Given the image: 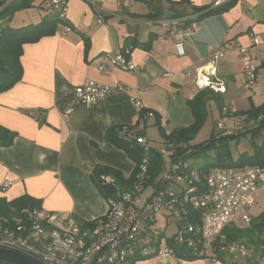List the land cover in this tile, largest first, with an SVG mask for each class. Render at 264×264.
Here are the masks:
<instances>
[{
    "label": "crops",
    "instance_id": "1",
    "mask_svg": "<svg viewBox=\"0 0 264 264\" xmlns=\"http://www.w3.org/2000/svg\"><path fill=\"white\" fill-rule=\"evenodd\" d=\"M20 1L0 0L4 2L0 13ZM28 1L29 8L15 12L7 21L0 20V27L8 26L17 14L35 8L46 11L42 20L58 14L45 7L47 0ZM66 1L62 20L67 25H59L51 36L22 47L21 78L0 93V126L15 134L9 147L0 148V200L11 203L28 197L37 202V208L80 224L103 218L107 213V194L96 186L94 170L107 167L129 180L135 169V161L115 145L116 129L137 123L141 111L152 112L145 136L159 153L161 143L151 141L147 129L154 126L156 116L166 135L193 123L188 102L197 93L210 90H198L185 73L206 66L220 50L224 56L216 63L215 71L225 84V93L211 91L212 99L205 104L206 117L216 109L220 122H227L224 127L233 129L239 119L235 113L264 105V45L254 50L260 57L251 90L241 85L242 67L237 51L222 49L224 42L248 47L252 36H264V0ZM206 12L211 13L204 15ZM165 13L171 16L165 18ZM197 13L200 16L195 22L196 30L191 32L190 23L185 21ZM98 19L103 22L98 24ZM171 21L177 24L171 25ZM29 25L35 24L28 21L21 27ZM177 25L190 31L182 56L177 54L173 38ZM65 27L70 31L65 32ZM128 47L136 71H122L108 64L105 71L99 70L104 64L103 55L112 56L116 49ZM85 80L111 88L122 86L124 90L114 91L93 107L76 109L64 121L55 99L58 81L78 86ZM131 99H138L141 107L136 109ZM223 108L231 113L224 115ZM123 185L119 184L125 188ZM263 211L256 216L250 212L255 217L253 222L262 218ZM250 228L236 218L227 234ZM253 236L250 245L255 246L257 233ZM174 256L139 263L174 264ZM182 261L204 264L201 259Z\"/></svg>",
    "mask_w": 264,
    "mask_h": 264
},
{
    "label": "built area",
    "instance_id": "2",
    "mask_svg": "<svg viewBox=\"0 0 264 264\" xmlns=\"http://www.w3.org/2000/svg\"><path fill=\"white\" fill-rule=\"evenodd\" d=\"M66 6V0L45 3V7L55 10L61 19ZM198 16L200 13L186 21L183 19L190 23L191 32L196 30ZM102 22L98 19V24ZM176 24L171 21V25ZM177 26L173 38L177 54L182 56L190 31ZM63 30L69 32L70 28ZM262 45L264 36H252L248 47L235 42L222 44V49L237 51L242 67L241 85L245 90H251L256 83L260 54L254 50ZM129 55L130 47L116 49L112 56L103 55L104 64L99 70L105 71L108 64L122 71H136ZM223 56V52L218 51L206 66L186 72L185 76L198 90L225 93V84L215 71L216 63ZM122 90V86L111 88L93 80H85L78 86L60 82L55 99L62 119L67 121L76 109L93 107L114 91ZM131 102L136 109L141 107L138 99ZM222 113L228 115L231 111L223 108ZM152 115L147 111L137 123L116 129L117 138L136 146L143 156L135 162L128 189L117 185L112 176H99L102 187L113 189L105 193L107 213L103 218L80 224L41 208L23 209L10 219L0 218V248L21 253L41 264H138L150 258L168 259L177 251L185 250L195 258L212 262L229 257L232 264H264V224L259 226L256 247L242 240H232L227 234L236 218L248 228L253 223L250 210L256 192L264 189V167L204 171L178 157L172 143H163L159 150L160 167L153 170L149 158L153 145L145 136L147 119ZM239 119L247 120V117ZM216 130L224 134L234 131L226 129L222 123L217 124ZM261 215L264 218V211ZM168 227L173 229L169 235L165 234Z\"/></svg>",
    "mask_w": 264,
    "mask_h": 264
},
{
    "label": "trees",
    "instance_id": "3",
    "mask_svg": "<svg viewBox=\"0 0 264 264\" xmlns=\"http://www.w3.org/2000/svg\"><path fill=\"white\" fill-rule=\"evenodd\" d=\"M4 2L0 3L2 6ZM30 7L28 0H21L17 5L7 6L0 13V20H9L11 16L20 10H24ZM211 12H206L204 15H208ZM59 25H67L65 21L59 18L57 14L53 19H44L40 23L35 25H29L20 28H12L10 26L0 27V93L9 90L16 82H18L22 75V68L19 58L22 54V47L25 44H31L38 41L40 38L51 36L55 33ZM88 47V42L85 43V49ZM60 83L58 81L57 85ZM212 99L211 91H201L195 95V97L188 102L189 108L192 113L193 123L183 129H177L166 135L163 128L160 126L159 118L156 116L154 126L157 128L158 134L164 140V145L172 143L178 157H182L185 160L197 157L199 154H204L208 157L207 161L200 167V170H210L213 168H230V167H244V166H260L264 167V141L261 146L255 147L253 153L249 156L241 155L235 161L232 160L228 146L232 140L238 139L240 136H244L248 133H252V137L259 134L264 128V105L259 107L251 106L248 110L235 113L234 116L242 117L246 116L248 121H252L257 124V127L249 129L244 133H231L224 134L225 132H214L211 138L200 145H190L189 143L194 139L195 135L199 132L201 126L206 118L205 104L208 100ZM145 111H141L142 116ZM15 134L9 130L0 126V148L9 147L13 143ZM115 145L122 148L136 163L143 156L142 152L134 145L130 143L120 141L116 135H114ZM180 145H186L185 149ZM211 153V155H210ZM149 158L152 159L153 170L159 169V161L161 156L159 153L152 149L149 153ZM109 175L112 176L116 184H124L125 189L131 186L132 179L125 180L121 174L113 169L99 166L94 170V182L97 187L103 193L112 192L111 187H102L99 182V176ZM37 202L30 200L28 197L20 198L11 203H6L0 200V218H11L16 212H20L23 209L37 208ZM264 224V218H261L260 222L256 221L251 224V228L248 230L238 231L235 235H229L232 240H242L248 244H253V233L259 231V226ZM256 247V243H255ZM176 257L185 261H194L198 258L190 255L187 250L177 251ZM221 263L223 261H220Z\"/></svg>",
    "mask_w": 264,
    "mask_h": 264
},
{
    "label": "rangeland",
    "instance_id": "4",
    "mask_svg": "<svg viewBox=\"0 0 264 264\" xmlns=\"http://www.w3.org/2000/svg\"><path fill=\"white\" fill-rule=\"evenodd\" d=\"M51 11V10H50ZM27 13V14H26ZM29 14V17L26 15ZM47 13L44 10H41L39 8H35L34 10H31L29 12H24V13H19L15 17H12L13 20L8 24V26L12 28H18L21 27L22 24H25L26 22L30 21L32 24H38L41 22L42 18L46 16ZM40 16V17H38ZM220 116L217 113L216 109H213L212 114L208 112V116L205 118L203 125L201 126L199 132L195 135L194 139L192 140L191 144L192 145H200L205 142H207L211 138V132L213 130H216V123H219L221 119L219 118ZM238 126L233 124L232 127L234 129H231L233 133H244L248 131L249 129H253L257 127V122L252 124L251 122H247L245 119H237ZM244 120V121H243ZM223 122V123H222ZM223 125H226V121H222ZM217 132V130H216ZM146 135L150 138L151 141L153 142H158L159 144H163V140L161 137L158 135L157 130L154 126H150L147 131ZM264 141V129L260 131L259 134L255 135L252 137V133H248L244 136H240L236 140H232L229 143L228 149L231 154V158L233 161L238 159L241 155L249 156L253 153V150L255 147L261 146L262 142ZM155 143V144H158ZM160 150V149H159ZM211 155V153H210ZM208 157L205 156L204 154H199L197 157L191 158L188 160V162L191 164L193 167H200L202 166L206 161ZM168 162V159H167ZM255 204L253 208L251 209V214L253 216L259 215V212L264 210V189L258 190L254 196ZM160 216V215H159ZM255 219V217H253ZM159 227L162 228V225L159 224ZM173 232V229L171 227H168L165 229V234L169 235ZM257 239V238H256ZM256 241V240H255ZM199 259V258H198ZM174 264H182L183 261L179 259L178 257L174 256ZM204 260V264H211L212 262L209 259H201ZM193 261V260H192ZM188 261V262H192ZM196 261V260H194ZM220 261H223L222 264H230V258L229 257H223ZM141 263V262H140ZM139 263V264H140ZM149 264H157V262H152Z\"/></svg>",
    "mask_w": 264,
    "mask_h": 264
},
{
    "label": "water",
    "instance_id": "5",
    "mask_svg": "<svg viewBox=\"0 0 264 264\" xmlns=\"http://www.w3.org/2000/svg\"><path fill=\"white\" fill-rule=\"evenodd\" d=\"M165 18L171 16L169 13H165ZM0 264H41L38 261L31 259L21 253L0 248Z\"/></svg>",
    "mask_w": 264,
    "mask_h": 264
}]
</instances>
